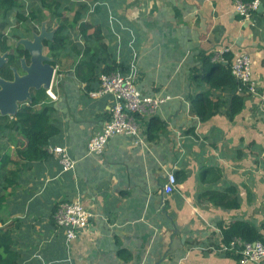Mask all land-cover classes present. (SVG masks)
<instances>
[{
  "label": "crops",
  "instance_id": "1",
  "mask_svg": "<svg viewBox=\"0 0 264 264\" xmlns=\"http://www.w3.org/2000/svg\"><path fill=\"white\" fill-rule=\"evenodd\" d=\"M56 3L54 9L41 0L32 5L39 21L30 29L52 35L68 23L69 44L95 53L84 66L91 79L80 80L78 57L70 47L61 51L50 87L55 99L43 102L57 129L49 146L65 147L75 164L63 171L49 153L23 160L19 153L26 141L0 130L7 152L0 153V264H236L217 251L221 229L238 219L264 224V0L260 16L251 21L235 12V0ZM75 15L80 21L69 27ZM80 24L88 25L84 35ZM225 48L231 58L239 52L250 56L256 85V94L246 97L231 120L227 89L210 87L201 69L204 59ZM112 63L123 64L121 72L135 65L142 95L170 99L151 116L136 115L137 137H112L94 155L87 143L108 121L113 99L88 93ZM197 108L212 115L202 121ZM168 172L177 185L165 194ZM229 187L238 197L232 210L202 196ZM75 200L91 217L69 243L52 215L59 203Z\"/></svg>",
  "mask_w": 264,
  "mask_h": 264
},
{
  "label": "trees",
  "instance_id": "2",
  "mask_svg": "<svg viewBox=\"0 0 264 264\" xmlns=\"http://www.w3.org/2000/svg\"><path fill=\"white\" fill-rule=\"evenodd\" d=\"M37 1L38 0H28L27 3L29 4V8L25 10L24 6L26 0H0V55L5 56V63L0 68L1 79L12 81V67L19 66L21 60L28 64V52L23 45L18 43V41L23 39L24 35L32 37L33 33L39 34L37 29H35V32L30 29L31 22L39 21L36 12L33 10V6ZM41 1L52 9H54V5L58 6L57 3L55 4V0ZM242 1L248 3L251 0ZM258 13L257 10L254 11L252 17L260 16ZM12 16L18 24H23L25 26L24 32L19 33L17 30L18 27H15L10 33H8L7 30L11 27ZM52 16H54V10H52ZM79 21L80 17L75 15L72 22L69 23V27L78 24ZM67 25L68 23L58 25L57 28L52 30L51 38L43 40L42 45L44 47V52L47 54V57L49 56V58H51L49 63L52 66L56 65L55 58L58 57L60 52L64 51L66 47H69L68 36L64 33ZM79 29L84 35L88 29V25L80 24ZM84 38L87 40L88 38L93 37L85 35ZM8 40L14 41L12 47L8 45ZM15 43L17 44L15 45ZM74 45L75 44H73L71 48L76 57H78L75 69L76 77L80 80H89L91 79L90 77L92 76V73L89 74L86 72L84 66L87 61H94L93 57L95 53L92 54L93 51L87 45H84L79 50L76 49ZM223 60H225V63L214 56H210V58L207 57L202 61L201 69L206 70V76L204 79L210 87L227 89L229 98L225 103L227 107L226 117L231 120L235 115L242 111L246 97L251 94L246 85L242 84L231 75L230 66L232 58L230 55H227V53L224 54ZM119 68L122 70L124 65L112 63V66L106 67L102 73L114 72ZM197 73L200 72L197 71ZM47 98L48 96L44 89L32 91L27 103L20 106L12 118L9 116H0V130L8 129L10 131H15L17 135L21 136L26 141L24 148H22L19 153L23 160L32 162L48 156V143L57 134V129L50 122L51 107L43 105V102H45ZM35 106H41V108L34 111L33 108ZM195 112L202 121L212 115L209 113L205 116V113L201 112L198 108ZM12 141L13 140L10 139V142ZM1 152L2 154H5V151L0 148V153ZM4 159L6 160V156ZM235 192L236 190L234 188L229 187L222 191L209 190L202 196L214 206L224 210H232L239 206L237 203L238 197ZM261 230H264V224L256 225L246 220H235L221 229V242L217 251L222 245H229L234 238H241L245 242L259 241L264 244V233H262ZM223 253L231 255L237 261L236 264H239L238 255L233 252Z\"/></svg>",
  "mask_w": 264,
  "mask_h": 264
},
{
  "label": "built area",
  "instance_id": "3",
  "mask_svg": "<svg viewBox=\"0 0 264 264\" xmlns=\"http://www.w3.org/2000/svg\"><path fill=\"white\" fill-rule=\"evenodd\" d=\"M260 4V0H251L248 3L235 0L234 10L244 20L251 21L252 13L258 10ZM228 51L225 48L216 55V58L225 63L223 55ZM230 72L235 79L247 86L251 95L256 94V85L251 77V58L246 52L234 55ZM137 78L138 71L133 64L128 67L127 72L114 71L100 74L98 88L89 92L88 96L93 99L111 96L113 101L108 121L87 143L89 153L100 155L112 137L119 135L137 137L139 124L136 115L151 116L170 99L168 95H142L136 87ZM46 94L50 99H55L50 89L46 90ZM47 152L58 161L63 171L74 168L75 162L68 155L65 147L48 146ZM176 185L174 173L168 172L163 192L172 193ZM52 217L55 225L63 230L66 241L70 243L85 229L91 214L81 201L75 200L59 203ZM218 251L233 252L238 255L239 264H260L264 260V244L259 241L245 242L241 238H234L229 245H222Z\"/></svg>",
  "mask_w": 264,
  "mask_h": 264
},
{
  "label": "water",
  "instance_id": "4",
  "mask_svg": "<svg viewBox=\"0 0 264 264\" xmlns=\"http://www.w3.org/2000/svg\"><path fill=\"white\" fill-rule=\"evenodd\" d=\"M260 4L257 12L261 11ZM51 35H45L42 31L39 35L33 34L32 39L18 41L27 50L28 64L21 60L19 66L12 67V81L0 78V116H13L18 108L27 103L30 93L35 90H48L55 75L54 66L43 52L44 39H50ZM5 63V56L0 55V68ZM19 72L23 74L20 75Z\"/></svg>",
  "mask_w": 264,
  "mask_h": 264
},
{
  "label": "rangeland",
  "instance_id": "5",
  "mask_svg": "<svg viewBox=\"0 0 264 264\" xmlns=\"http://www.w3.org/2000/svg\"><path fill=\"white\" fill-rule=\"evenodd\" d=\"M27 1L28 0H26V2H25V6H24V9L26 10V9H28L29 8V4L27 3ZM13 17V16H12ZM20 26V24H18L17 23V21L16 20H13L12 19V22H11V27L7 30L8 31V33H10L12 30H13V28H15V27H19ZM19 33H21V31L19 32ZM25 38V37H24ZM9 42H8V45H10L11 47H12V45H14V41H12V40H8ZM71 44H69V47L71 48ZM2 132V131H1ZM2 138L3 139H5V136L3 135L2 136ZM0 148L1 149H4V147H2L1 145H0ZM5 150V149H4ZM5 154H7V152L5 151Z\"/></svg>",
  "mask_w": 264,
  "mask_h": 264
},
{
  "label": "clouds",
  "instance_id": "6",
  "mask_svg": "<svg viewBox=\"0 0 264 264\" xmlns=\"http://www.w3.org/2000/svg\"><path fill=\"white\" fill-rule=\"evenodd\" d=\"M23 39H25V38H23ZM43 52H44V47H43ZM44 54L46 55V53L44 52ZM47 56V55H46ZM55 67V66H54ZM55 70V69H54ZM19 73H21V75L23 74L22 72H19ZM50 89V88H49ZM10 118H12V116H9Z\"/></svg>",
  "mask_w": 264,
  "mask_h": 264
},
{
  "label": "flooded vegetation",
  "instance_id": "7",
  "mask_svg": "<svg viewBox=\"0 0 264 264\" xmlns=\"http://www.w3.org/2000/svg\"><path fill=\"white\" fill-rule=\"evenodd\" d=\"M17 43H15V45H16ZM28 61H29V58H28Z\"/></svg>",
  "mask_w": 264,
  "mask_h": 264
}]
</instances>
